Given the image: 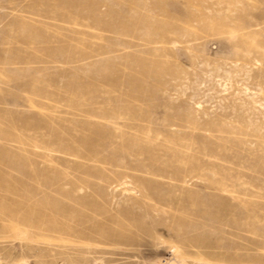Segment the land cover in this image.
I'll return each instance as SVG.
<instances>
[{
  "label": "rangeland",
  "instance_id": "1",
  "mask_svg": "<svg viewBox=\"0 0 264 264\" xmlns=\"http://www.w3.org/2000/svg\"><path fill=\"white\" fill-rule=\"evenodd\" d=\"M0 264H264V0H0Z\"/></svg>",
  "mask_w": 264,
  "mask_h": 264
}]
</instances>
